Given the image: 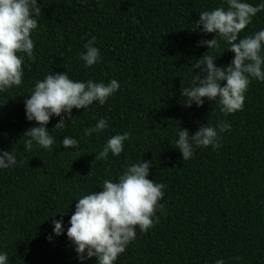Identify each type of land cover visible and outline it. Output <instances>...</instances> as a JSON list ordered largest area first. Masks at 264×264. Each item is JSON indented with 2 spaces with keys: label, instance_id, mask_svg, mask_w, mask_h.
<instances>
[{
  "label": "trees",
  "instance_id": "16d2710c",
  "mask_svg": "<svg viewBox=\"0 0 264 264\" xmlns=\"http://www.w3.org/2000/svg\"><path fill=\"white\" fill-rule=\"evenodd\" d=\"M244 2L257 6L264 0ZM37 4L42 16L35 17L38 27L31 34L34 60L25 55L21 85L0 92V151H12L18 161L0 169V254H7V264H96L95 257L80 261L66 235L76 201L101 191L105 179L118 182L126 167L140 161H151L147 178L165 185L159 201L164 208L156 211L153 227L144 233L136 228L114 264H264V81L250 78L243 109L233 114L207 99L185 107L181 96L200 72L194 64L203 54L217 58V67L234 58L224 41L216 49L198 46L214 34L194 23L203 11L226 8L225 0ZM262 29L264 10L239 38ZM93 36L100 58L85 67L79 56ZM64 72L80 82L115 79L120 87L102 106L94 101L72 109L75 118L63 129H54L60 117H52L46 125L51 149L34 142L26 150L22 135L38 125L27 121L24 101L37 81ZM100 119L107 120V129L85 136ZM220 121L231 125L220 134L221 146L197 148L182 160L175 148L179 128L191 136ZM125 132L130 138L119 156L95 160L109 138ZM64 137L78 146L64 149ZM61 219L63 233L55 236L53 220Z\"/></svg>",
  "mask_w": 264,
  "mask_h": 264
},
{
  "label": "clouds",
  "instance_id": "9594fccd",
  "mask_svg": "<svg viewBox=\"0 0 264 264\" xmlns=\"http://www.w3.org/2000/svg\"><path fill=\"white\" fill-rule=\"evenodd\" d=\"M225 3L226 8L217 7L199 13V19L194 23L204 34H214L213 39L202 40L198 46L216 49L224 41L234 58L229 65L217 67L214 63L217 58L203 54L194 64L200 72L194 74L192 86L182 87L181 96L185 98V107L190 108L193 104L200 107L207 99L218 102L221 113L227 115L243 109L250 78L264 81V55L261 54L264 29L239 38L241 31L252 22V17L264 10V3L257 6L244 0H225ZM40 16L42 10L37 0H0V92L21 85L25 55L34 60L31 34L38 27L35 17ZM95 42L93 36L84 45L86 51L79 56L85 67L99 61L100 53L94 46ZM119 87L115 79L108 84L92 80L80 82L70 79L66 72L50 73L37 81L29 98L24 101V107L27 121H35L38 126L23 133L24 148L31 150L35 142L39 147L51 149L54 139L46 125L52 117H60L54 129H63L66 120L72 122L75 118L71 115L72 109H86L94 101L102 106ZM107 127V120L100 119L94 127L86 128L84 135L100 133ZM230 128V124L220 121L216 127L208 124L200 127L191 136L187 129L179 128L175 148L179 149L182 160H188L197 148H219L220 134ZM129 138L130 133L127 132L112 136L95 160H106L109 153L119 156ZM62 146L64 149L75 148L78 141L64 137ZM17 163L12 151H0V169L16 166ZM151 167V161L131 164L118 176V182L105 179L101 191H93L76 201L66 235L80 261L95 257L96 264H114L135 239L137 227L144 233L158 222V217L153 218L158 209L164 208L159 201L163 198L165 185L147 178ZM62 223V219L53 220L55 236L63 233ZM7 260L6 253L0 254V264H7ZM215 264L224 262L217 260Z\"/></svg>",
  "mask_w": 264,
  "mask_h": 264
}]
</instances>
